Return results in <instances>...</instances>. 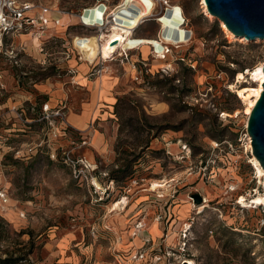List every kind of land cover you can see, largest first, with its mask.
Returning a JSON list of instances; mask_svg holds the SVG:
<instances>
[{
  "label": "rangeland",
  "instance_id": "obj_1",
  "mask_svg": "<svg viewBox=\"0 0 264 264\" xmlns=\"http://www.w3.org/2000/svg\"><path fill=\"white\" fill-rule=\"evenodd\" d=\"M100 1L11 0L13 15H23L12 16L8 30L0 26V259L264 264V205L239 203L241 196L263 193L264 183L252 162L245 102L235 92L256 86L236 82L240 72L264 63V40L229 38L201 0H156L153 16L133 38L159 39L158 18L168 4L182 9L191 38L170 45L165 59L149 45L116 51L106 62L111 75L98 86L104 90L112 76L114 100L101 101L93 86L97 75L88 86L75 82L76 61L81 69L84 63L80 52L88 51L87 59L98 55L95 40L79 44L80 36H97L79 14ZM66 13L64 26L55 23ZM49 101L51 109H63L64 119L47 116ZM90 102L93 123L82 131L68 115L82 114ZM94 129L105 135L104 152L89 144ZM64 151L94 170L76 176ZM163 180L165 191L151 190ZM197 195L202 203L209 199L203 211ZM124 198L126 208L113 210Z\"/></svg>",
  "mask_w": 264,
  "mask_h": 264
},
{
  "label": "bare ground",
  "instance_id": "obj_2",
  "mask_svg": "<svg viewBox=\"0 0 264 264\" xmlns=\"http://www.w3.org/2000/svg\"><path fill=\"white\" fill-rule=\"evenodd\" d=\"M162 1L167 2V0H162ZM153 3H156V0H122L119 5L118 4L116 5L115 10L113 11L114 19L112 20L108 31H104L101 35L99 34L91 38L89 37L85 38L80 36L82 39L80 40L79 44H81V42L84 43L83 41L84 39H90V41L95 40L96 42L94 47H96L98 55L100 54L101 58H103L105 61H108L109 58H112L115 52L120 49L124 51L129 48H136L140 44H142V46L145 45H149V47L153 46L155 56L163 59V52L165 50V47H170V45L175 46L178 43H184V42L185 44L188 43L189 39L191 38L192 32L184 29L183 27L185 23V18L182 9L178 6H172L168 4L164 12L161 15H159L158 18V21L161 24L159 39L154 40L143 37L133 38L132 34L134 29H136L140 24H142L146 18L153 16L152 15L154 11L152 7ZM201 3L206 9L207 13L210 15L205 0H201ZM104 9H105V5H101L99 7L98 5L91 6L90 8L86 9V11L84 12L83 18L86 22H94L97 20H101ZM1 12H2V8L0 6V17H1ZM64 15L67 16L69 14L67 13L63 14V16H61L59 19L56 20L57 21L56 23L59 26H64L65 23H67L68 19H66ZM221 23L223 29L228 34L229 38L231 39L236 38V35L226 27L224 22L221 21ZM114 40L115 42H112ZM92 43H94V41H92ZM75 47L77 48V45ZM84 47H88V46H83L82 48ZM87 52L88 51H86L85 53ZM85 53L80 52V54L82 55L83 62L87 65L88 68V63L93 61L94 59H87ZM108 68L109 66L106 65L105 72L99 77L100 79L106 76L107 74L111 75V72H109ZM249 80L255 81L256 86H247L243 84L235 89V92L238 94L241 100L245 102V107L243 109V112L247 115V120H248V115L251 113L252 108L254 107L256 101L258 100V98L260 97L263 91L264 63H261L259 66H257L254 69L247 70L246 72H240L238 74L236 83H247ZM76 83L78 84L77 81ZM99 84H100V80L97 81L96 85L99 86ZM231 87H235V85L232 84ZM238 113L239 112L237 111L234 116L238 115ZM251 141L252 140L250 139L249 146L252 150ZM253 156L254 158L252 159V162L254 164L256 174L260 178L261 182L264 183L263 182L264 168L254 154ZM95 183L98 187H101V185L98 183L96 179H95ZM166 188H168V186L165 180L155 181L152 184L151 190L157 191L162 189V191H165ZM208 202L209 199L205 197V201L203 203L202 201L198 203V205L202 203L200 205L201 211H203L206 206L207 207L209 206ZM239 203L241 204V206L245 208L257 209L259 206L264 205V192L259 194L257 193V196L250 199L247 198L246 196H241ZM127 204H128V200L124 198L120 202H117L113 210L117 212L118 211L121 212L126 208ZM192 206L194 207V204ZM189 264H194V262L191 261Z\"/></svg>",
  "mask_w": 264,
  "mask_h": 264
},
{
  "label": "water",
  "instance_id": "obj_3",
  "mask_svg": "<svg viewBox=\"0 0 264 264\" xmlns=\"http://www.w3.org/2000/svg\"><path fill=\"white\" fill-rule=\"evenodd\" d=\"M205 2L210 14L224 22L236 37L264 40V0H205ZM247 130L251 136L253 154L264 168V83L263 91L248 115ZM196 201L200 203L202 197L197 195Z\"/></svg>",
  "mask_w": 264,
  "mask_h": 264
},
{
  "label": "built area",
  "instance_id": "obj_4",
  "mask_svg": "<svg viewBox=\"0 0 264 264\" xmlns=\"http://www.w3.org/2000/svg\"><path fill=\"white\" fill-rule=\"evenodd\" d=\"M9 4H11V0H0V6L2 8L1 17H0V26H3L2 29H4V30H8L9 26H11L10 24L13 25L14 21L12 20L13 19L12 16L17 15V17H18V16L23 15L22 10H19L16 15H13V13L11 11H15V10L12 9L11 5H9ZM94 5H98V7L101 5H105V9L103 10V14H102V19L94 21V22H86L83 18V14L86 11V9L90 8V6H88V7L84 8L83 11L79 14L80 15L79 20H80L81 25L95 29V31H96L95 35H99V34L101 35L104 31H108L109 26L111 25V22L114 19L113 11L115 10L116 5L111 6L105 0L100 1L99 3L94 4ZM28 8H30V7H25V9H28ZM44 21L48 22V19L45 18ZM132 36H133V34H132ZM3 47H4V41L2 38H0V53L2 52ZM169 52H171V46L165 47V50L163 52V59L166 58V55ZM125 56H126V58H128L127 54ZM81 58H82V55L80 56V59ZM106 62L107 61H105L103 58H101L100 54L93 61L89 62L90 66L92 67V70L90 72V77L95 76V75L100 77L105 72V67L107 65ZM65 107H66V105H64V104L61 105V108H65ZM62 110L61 109H56V110L51 109L50 104L48 102L43 104V111L45 113H47V116H53L54 115V116H58V117H61L64 119L65 114ZM63 123H64V121H63ZM84 142L87 143V141H84ZM63 154L65 155L64 156L65 160L71 162V165L73 167V172L76 176L79 177L84 172H86L88 170H94L93 165L91 163H89L87 160H85L84 158L72 159L70 152H65V151L63 152ZM0 195H1V197L5 196V194L3 192H0ZM143 227H144V225L142 223L140 225H138L139 230H142Z\"/></svg>",
  "mask_w": 264,
  "mask_h": 264
},
{
  "label": "crops",
  "instance_id": "obj_5",
  "mask_svg": "<svg viewBox=\"0 0 264 264\" xmlns=\"http://www.w3.org/2000/svg\"><path fill=\"white\" fill-rule=\"evenodd\" d=\"M56 23V21H55ZM81 61L83 62V59L81 58ZM88 63V62H87ZM76 65L78 66L77 68V72L75 75V79L77 80L78 84H82V86H85L88 84H90V72L92 70V67H90L89 63H88V68L85 69L86 65L83 63L81 64V66L83 67L82 69L79 68V62L76 61ZM112 66L109 65V72L111 71ZM109 75V74H107ZM96 80H100L96 79ZM94 81L93 86L97 92L98 98L101 99V101L103 100H107V101H113L114 98L112 97V93L110 92V89L112 87V76L109 77V79H107L106 82V86L104 90H101L97 85V81ZM59 94H66V92L63 89H60L58 91H56ZM55 92V93H56ZM110 92V94H109ZM58 94V95H59ZM56 98V97H54ZM56 100V99H55ZM54 102V100L52 101ZM52 102L49 101V104H51ZM84 111L82 114H76L73 115V113H70L68 115V122L72 125H74L77 129H80L82 131H86L89 128L90 122L92 121V116H93V111H94V104L92 102L88 103L85 105ZM93 123V121H92ZM99 132V133H98ZM89 144L91 147H93V149H95L96 151L99 152H104L107 148L105 144V135L100 132L99 130L94 129L89 136Z\"/></svg>",
  "mask_w": 264,
  "mask_h": 264
},
{
  "label": "trees",
  "instance_id": "obj_6",
  "mask_svg": "<svg viewBox=\"0 0 264 264\" xmlns=\"http://www.w3.org/2000/svg\"><path fill=\"white\" fill-rule=\"evenodd\" d=\"M10 258H11V257H10ZM10 258H8V259H10ZM8 259H0V264H4V263H6ZM11 259H13V258H11Z\"/></svg>",
  "mask_w": 264,
  "mask_h": 264
}]
</instances>
